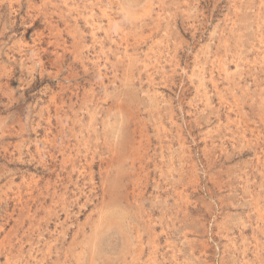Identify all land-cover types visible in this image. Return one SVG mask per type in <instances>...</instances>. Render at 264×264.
Here are the masks:
<instances>
[{
  "label": "rangeland",
  "instance_id": "rangeland-1",
  "mask_svg": "<svg viewBox=\"0 0 264 264\" xmlns=\"http://www.w3.org/2000/svg\"><path fill=\"white\" fill-rule=\"evenodd\" d=\"M0 264H264V0H0Z\"/></svg>",
  "mask_w": 264,
  "mask_h": 264
}]
</instances>
